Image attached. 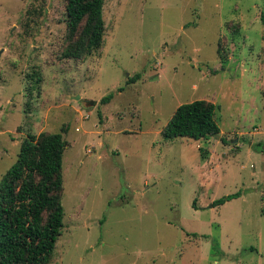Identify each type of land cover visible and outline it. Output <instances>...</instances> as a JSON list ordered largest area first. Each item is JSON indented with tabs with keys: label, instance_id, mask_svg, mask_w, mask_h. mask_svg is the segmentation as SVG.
Segmentation results:
<instances>
[{
	"label": "rangeland",
	"instance_id": "rangeland-1",
	"mask_svg": "<svg viewBox=\"0 0 264 264\" xmlns=\"http://www.w3.org/2000/svg\"><path fill=\"white\" fill-rule=\"evenodd\" d=\"M262 15L264 0H105L102 47L67 60L65 0H0V182L28 136L68 128L51 264H264ZM197 100L220 137L165 139Z\"/></svg>",
	"mask_w": 264,
	"mask_h": 264
},
{
	"label": "trees",
	"instance_id": "trees-1",
	"mask_svg": "<svg viewBox=\"0 0 264 264\" xmlns=\"http://www.w3.org/2000/svg\"><path fill=\"white\" fill-rule=\"evenodd\" d=\"M65 1L67 46L62 58L84 60L103 45L105 0ZM261 20L264 24V15ZM141 78L137 74L127 85ZM112 99V95L108 96L102 103ZM216 109L215 104L205 100L181 105L163 130L164 138L207 141L220 137ZM65 129L62 133L28 136L17 162L0 182V264H51L53 261L65 217L63 162L69 147L63 135L68 130ZM240 196L237 193L221 198L213 206L224 205Z\"/></svg>",
	"mask_w": 264,
	"mask_h": 264
},
{
	"label": "water",
	"instance_id": "water-1",
	"mask_svg": "<svg viewBox=\"0 0 264 264\" xmlns=\"http://www.w3.org/2000/svg\"><path fill=\"white\" fill-rule=\"evenodd\" d=\"M90 105H92V104H89L87 106H90ZM93 105H96V104L94 103ZM262 151L264 152V146L262 147Z\"/></svg>",
	"mask_w": 264,
	"mask_h": 264
}]
</instances>
